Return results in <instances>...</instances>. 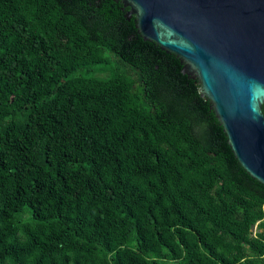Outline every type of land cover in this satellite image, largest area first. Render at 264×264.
<instances>
[{
    "label": "trees",
    "instance_id": "obj_1",
    "mask_svg": "<svg viewBox=\"0 0 264 264\" xmlns=\"http://www.w3.org/2000/svg\"><path fill=\"white\" fill-rule=\"evenodd\" d=\"M126 10L0 0V264H264V185Z\"/></svg>",
    "mask_w": 264,
    "mask_h": 264
},
{
    "label": "water",
    "instance_id": "obj_2",
    "mask_svg": "<svg viewBox=\"0 0 264 264\" xmlns=\"http://www.w3.org/2000/svg\"><path fill=\"white\" fill-rule=\"evenodd\" d=\"M142 39L195 78L233 157L264 185V0H120Z\"/></svg>",
    "mask_w": 264,
    "mask_h": 264
},
{
    "label": "rangeland",
    "instance_id": "obj_3",
    "mask_svg": "<svg viewBox=\"0 0 264 264\" xmlns=\"http://www.w3.org/2000/svg\"><path fill=\"white\" fill-rule=\"evenodd\" d=\"M85 45H88V44H87V43H85ZM6 120H7V119H6ZM6 120H5V121H6ZM252 231H253V232L255 231V227H253V228H252Z\"/></svg>",
    "mask_w": 264,
    "mask_h": 264
}]
</instances>
